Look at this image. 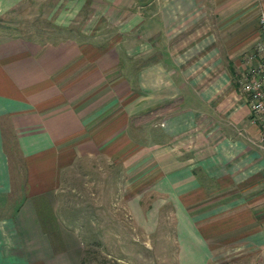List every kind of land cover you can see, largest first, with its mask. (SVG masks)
<instances>
[{"label": "crops", "instance_id": "1", "mask_svg": "<svg viewBox=\"0 0 264 264\" xmlns=\"http://www.w3.org/2000/svg\"><path fill=\"white\" fill-rule=\"evenodd\" d=\"M261 11L0 0V264H82L63 223L99 195L144 233L172 218L176 264H264V146L239 83Z\"/></svg>", "mask_w": 264, "mask_h": 264}, {"label": "rangeland", "instance_id": "2", "mask_svg": "<svg viewBox=\"0 0 264 264\" xmlns=\"http://www.w3.org/2000/svg\"><path fill=\"white\" fill-rule=\"evenodd\" d=\"M98 198V203L86 202L82 213L68 210L71 217L63 223L81 248L82 264H176L172 218L160 219L157 229L144 233L118 201L110 211ZM75 200L73 195V206Z\"/></svg>", "mask_w": 264, "mask_h": 264}, {"label": "built area", "instance_id": "3", "mask_svg": "<svg viewBox=\"0 0 264 264\" xmlns=\"http://www.w3.org/2000/svg\"><path fill=\"white\" fill-rule=\"evenodd\" d=\"M259 40L241 60L245 69L239 78L251 111V119L259 125L260 140L264 146V12L258 14Z\"/></svg>", "mask_w": 264, "mask_h": 264}]
</instances>
